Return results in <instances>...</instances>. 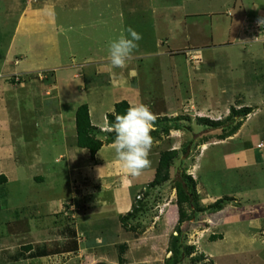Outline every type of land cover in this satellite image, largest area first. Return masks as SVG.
<instances>
[{"label":"rangeland","instance_id":"374dc122","mask_svg":"<svg viewBox=\"0 0 264 264\" xmlns=\"http://www.w3.org/2000/svg\"><path fill=\"white\" fill-rule=\"evenodd\" d=\"M4 3L5 0H0V9ZM101 7L103 17L92 16L89 13H94V10L85 6L82 8L88 9V13L80 9L69 12L72 18L67 17V25H73L76 29L62 33L69 35L72 40V49L76 51L74 62L82 61L94 50L101 52L97 47L102 44L104 48L106 45L109 48L112 39L121 34L127 35L128 27L141 34L142 39L138 41V48L134 51L136 57L132 65L135 68L133 81L137 83L142 102L148 100L152 112L161 111L167 118L164 120L158 117L155 130L151 133L156 139L154 145L158 146L152 151L154 156L162 151L158 149L176 151L167 169V179L153 186H146L148 181L129 190L131 207L136 205L137 211L129 213L122 225L121 239L115 241L113 246V242L101 245L94 242L93 246H87L83 241V230H80V226L76 230L75 223L66 220L60 210L53 213L54 218L49 219L46 214L38 215L31 210L27 205L28 200L9 197L10 200L5 205L0 201V264H50L48 256L59 258L60 255H56L54 250L62 248L64 244H76V251H72L67 257L61 256L64 259L62 264H162L163 258L169 255L166 250L167 240L169 234L175 233L174 226L180 230V242L193 246L192 251L182 256L177 264H264V200L252 204L241 201L242 198H238V195H233L231 200L230 194H222L229 187L223 178L230 177L229 172L220 165L219 150L221 147L222 150L227 149L223 145L225 134L237 126L227 135L232 138L230 145L233 152L236 149L234 147L247 138L248 130L258 128L252 126L254 116L251 111L245 116H235L231 114L230 107H250L248 104L251 103L247 101L250 96L245 93L255 94L264 90L260 76H256L255 80L247 77L246 80L243 79V72L239 71L240 79L229 77V68L226 66L228 59L221 52L224 47L211 48V43L225 41L226 18L220 12L222 8L217 7L214 0H136L135 12L127 19L120 17L119 21L111 18L105 4ZM9 18L10 15L8 20ZM5 20L0 10V54L3 53L6 38L11 31L9 23L3 24ZM108 21H112L114 25L119 24L115 28L116 32L110 34ZM59 41L62 45L63 39ZM188 48L197 51L199 60L193 61L195 63L185 53ZM251 61L247 59V66L254 63ZM235 64L236 59L233 58L232 65ZM85 70L82 74L73 72L72 77L58 74L60 99L54 97L56 88L52 74L37 70L18 73L17 76L20 84L30 78L34 80L33 83L42 86L49 102V106L43 109L45 112L50 108L54 111L55 100H64L65 108L68 105L72 107V103L79 98L78 91L82 90L94 92L91 95L95 102L102 98L105 103L113 98L112 89L108 91L107 87L100 86L107 83L110 76L106 78L99 74L103 78H100V85L96 82L97 85L90 86L88 82L93 81L91 66H85ZM111 73L117 74L118 71ZM28 74L30 75L27 76ZM65 84L70 85L68 92ZM97 108L103 113L106 111L104 105L99 104ZM176 115L181 116V119H169ZM241 119L243 121L240 124ZM176 123L185 124L188 129L177 128ZM163 126H169L166 133L162 132ZM185 145L188 150L183 155L180 150ZM55 148L57 153L58 147ZM47 153L53 154L51 151L45 154ZM154 158L149 156L152 168ZM45 160L48 162L51 158L46 157ZM60 165L62 167V163H59L47 168V173L53 172ZM238 173L241 177L248 174L247 170L241 175L239 171ZM182 174H189L196 182V205L199 210L193 211L191 219L179 221L174 178ZM66 176V169L57 172L55 187L44 191L42 198L51 202L59 197L64 198L67 193ZM233 177L237 178V174ZM71 183L73 190L79 188L81 193L89 190V185L83 183V179L76 182L73 180ZM235 184L237 187L248 185L237 184V180ZM259 188L264 193V182L260 181ZM27 189V186H23L20 190ZM237 191L231 193L239 194ZM1 193L0 189V195ZM210 193L221 195L217 194L219 197L214 196L212 199ZM18 194L22 196L21 192ZM136 195L139 199L135 198ZM218 198L222 205L214 211L209 208V204ZM64 201L62 199L60 203ZM18 205L25 206L13 210V206ZM181 207L187 217L189 210L184 205ZM256 223L259 227L250 226ZM72 231L75 242L70 239ZM212 233L221 238L208 241L207 235Z\"/></svg>","mask_w":264,"mask_h":264},{"label":"crops","instance_id":"0c3cea01","mask_svg":"<svg viewBox=\"0 0 264 264\" xmlns=\"http://www.w3.org/2000/svg\"><path fill=\"white\" fill-rule=\"evenodd\" d=\"M135 2L136 0H102V3L101 0H5L0 9L6 18V22L2 21V23L5 22L4 25L9 23L11 30L6 38L3 53L0 54L1 75L37 70L48 72L52 74L51 78L53 76L55 79V99H60L58 74L72 77L73 72L82 74L86 71L85 66L90 65L93 78V81L88 80L90 86L100 85L102 77L99 74L106 78L110 76L107 83L100 85L107 87L108 91L112 89L113 98L105 103L102 98L99 102H95L91 95L94 92L91 93V90L87 89L78 91L77 98L78 96L79 98L72 103V107L68 105L65 108L64 100L58 102L55 100L54 111L50 108L47 112L43 109L49 106V102L45 98L42 86L33 83L34 80L29 78L22 84H11L0 80V174L5 177V181L0 183V189L3 190L0 201L5 205L10 198L28 200L27 205L38 215L46 214L49 219L54 218L53 213L59 210L60 201L71 194V182L83 179V182L89 185V190L86 191V193L90 192L87 203L89 207L75 217L74 223L76 230L78 226L83 230V241L89 247L93 246L94 242L98 245L113 242V246L115 241L121 239L123 228L119 216L124 215L131 207L129 190L152 179L158 158V153L154 156L152 151L158 146L153 145L149 154L155 157L153 168H146L138 177L125 174L111 147L112 142L101 145L93 159L89 158L86 148L76 146L74 111L77 105L81 103L87 105L89 121L94 127V136L103 140L109 132L105 113L113 110L114 102L124 99L129 106L139 103H147L146 105L150 106V102L148 100L142 102L137 83L133 81L135 68L132 65L136 53H133L131 62H128L125 68H113L108 60L109 48L107 45L104 48L102 44L97 47L101 52L94 50L82 61L74 62L76 51L72 49V40L69 39V35L62 32L76 29L73 25H67V19L72 18L69 12L85 10L82 8L85 6L94 10V13H89L92 16L103 17L101 6L105 4L111 18L121 21L120 17L127 19L135 12ZM214 2L217 7L222 8L220 12L226 18L224 20L226 35L224 42L211 43V48L224 47L225 51L221 50V52L228 59L226 66L229 68V77L240 79L239 71L243 72V79L248 77L255 80L256 76H260L261 85L264 87V0H214ZM85 12L88 13V9ZM108 22L110 34L116 32L115 28L119 24ZM84 26L88 27L85 24ZM62 39L63 43L60 45L59 40ZM233 58L236 59L235 65H232ZM247 59L254 63L247 66ZM115 70L118 71L117 74L111 73ZM81 81L86 82L83 79ZM65 87L68 92L70 85L65 84ZM245 94L250 96L247 101L251 103L248 105L252 116H257L252 118V121L254 120L252 126L258 128L248 130L247 138L234 147L236 149L233 152L230 145L232 138L227 136L224 138L223 145L227 146V149L222 150L220 146L222 163L220 165L229 172L230 177L223 178L229 187L222 194L225 196L230 194L231 200L233 195H238V198H242L241 201L254 204L264 200V196L260 197L264 193L259 188L260 181L264 182V90L255 94L247 92ZM99 104L105 106L104 113L97 108ZM257 112L258 114L255 115ZM154 113L157 117L163 116L161 111ZM242 121L243 119L240 124ZM55 147H58L57 153ZM50 151L53 154H45ZM46 157H50L51 161L46 162ZM59 163H62V167L60 165L55 167L57 169L53 172L47 173V168ZM65 169L68 176H66L67 193L64 198L59 197L54 202L44 200L42 198L44 191L55 187L57 172ZM245 170L248 174L244 177L239 176L238 171L241 175ZM235 173L237 178L233 177ZM236 180L237 184L248 185L237 187ZM23 186L29 189L20 190ZM234 190H238L239 194L231 193ZM19 192L22 196L18 194ZM217 194L221 195L219 193L209 195L213 199L214 196H218ZM25 205L13 206V210ZM68 252L70 251L59 253Z\"/></svg>","mask_w":264,"mask_h":264},{"label":"trees","instance_id":"16d2710c","mask_svg":"<svg viewBox=\"0 0 264 264\" xmlns=\"http://www.w3.org/2000/svg\"><path fill=\"white\" fill-rule=\"evenodd\" d=\"M129 108V104L127 103L126 100L121 99L119 101H116L113 103V110L110 112L105 113V119H106V124L107 126H110L115 123V117L117 115L124 114L127 109ZM251 111V108L249 106H242L237 109H233L230 107V112L232 115H241L245 116L247 113ZM181 116H173L169 118L170 120L177 121ZM160 119H167L165 116L160 117ZM158 120V119H157ZM156 120V121H157ZM238 125V123H237ZM175 127L177 128H183V129H188V126L185 124H175ZM237 126L233 127L232 130L225 135L231 134ZM169 129V126H163L162 132L166 133L167 130ZM74 130H75V144L78 147H84L88 151V156L90 159H93L95 152L97 149L107 143L113 142L115 138V133L114 132H108L107 137L104 138L103 140H100L94 136L93 130L94 127L91 125L88 117V112H87V105L85 103H81L76 106L75 111H74ZM188 148L187 145L183 146L180 150V152L185 155L187 152ZM175 149H166L159 151L156 166L154 168V173L152 179L146 184V186H153L161 181H164L167 179V169L169 166V163L171 159L175 156ZM5 181L4 175L0 174V183ZM84 183V182H83ZM195 185L196 182L195 180L189 175V174H182V175H176L174 178V189L176 193V203L178 205L177 207V215H178V220H189L193 217V211L194 210H199L197 205H196V199H197V193L195 191ZM78 190H73L72 194H70L68 197H66L63 203V206L65 208L68 207V204L73 203L76 207V211L74 210V220L75 217L83 213L88 206L86 204L89 202L88 196L90 192L88 193H81L80 189L77 188ZM3 192V190H2ZM2 194V193H1ZM222 198V197H220ZM220 198L216 199L212 203L209 204V208L213 209L214 211L218 210L221 208V200ZM226 198V197H225ZM137 199V198H136ZM139 199V198H138ZM228 199V198H227ZM60 205V203H59ZM181 205H184L188 210L189 214L187 217L184 216V210L182 209ZM82 206V207H81ZM81 207V208H80ZM137 211V207L132 206L130 209L124 214L119 216V222L121 225H123L124 221L128 217L129 213ZM66 220H68L66 217H64ZM174 234H169L168 240H167V247L166 250L169 252V255H167L165 258H163L162 264H177L179 262V259L184 256L188 255L192 249L193 246H186L180 242V230L177 226H174ZM74 235V231L70 233V236L72 239ZM221 236L218 234H209L207 236L208 241H213L216 239H220ZM75 239V236H74ZM73 240V239H72ZM76 240V239H75ZM74 241V240H73ZM72 241V242H73ZM75 242V241H74ZM76 250V244L74 245H67L64 244L62 248L55 249L54 252L59 253V252H64V251H70L68 252L69 254L72 253V251ZM68 254V256H69ZM67 257V256H66ZM193 258H190L192 260ZM100 264V263H98Z\"/></svg>","mask_w":264,"mask_h":264},{"label":"clouds","instance_id":"9594fccd","mask_svg":"<svg viewBox=\"0 0 264 264\" xmlns=\"http://www.w3.org/2000/svg\"><path fill=\"white\" fill-rule=\"evenodd\" d=\"M126 31L127 35L121 34L109 44L108 60L113 68H125L142 39L132 27ZM157 119L148 105L139 103L129 106L124 114L115 117L114 124L107 126V131L115 133L111 147L116 159L130 177L140 176L151 165L149 154L154 145L151 133L155 130ZM250 226L259 227V224ZM66 254L68 256L69 253Z\"/></svg>","mask_w":264,"mask_h":264},{"label":"built area","instance_id":"2783aa9c","mask_svg":"<svg viewBox=\"0 0 264 264\" xmlns=\"http://www.w3.org/2000/svg\"><path fill=\"white\" fill-rule=\"evenodd\" d=\"M185 53L187 55L189 54V58L188 59H190L192 62L199 60L197 58L198 57L197 56V51H195L194 49H188L187 51H185ZM193 63H195V62H193ZM18 79L19 78H18L17 74H9L7 76H3V75L0 74V80H5L7 82H10L11 84H20L21 81H19ZM21 79H22V77H21ZM135 198H139V196L136 195ZM59 210L63 214V216L66 217L68 220H70V221L74 220V210L76 211V207H75V205L73 203L68 204V207L67 208H65L63 206V203H60ZM77 236H79V235H77ZM58 255H60L59 258H56V257H53L52 258L51 257L52 255L51 256H48L49 257V260L51 262L50 264H62V262L64 261V259H61V256L62 257H66L67 256V254H64V253H58Z\"/></svg>","mask_w":264,"mask_h":264}]
</instances>
